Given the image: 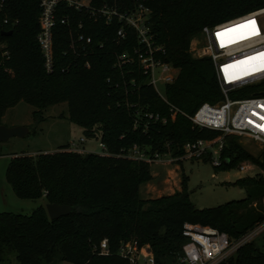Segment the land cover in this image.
<instances>
[{"label":"trees","instance_id":"16d2710c","mask_svg":"<svg viewBox=\"0 0 264 264\" xmlns=\"http://www.w3.org/2000/svg\"><path fill=\"white\" fill-rule=\"evenodd\" d=\"M89 1L95 8L108 5L120 12L136 5L134 0ZM145 5L151 10L149 25L157 44L165 47L166 60L178 70L165 91L168 103L178 111L174 119L171 106L152 86L140 80L132 87L133 76L127 68L115 67L117 56L136 44L131 31L126 41L118 40V20L107 25L103 19L95 21L89 13L62 5L60 15L68 16L70 25L55 30L54 69L49 73L37 42L40 0H7L6 15L19 23L10 29V37L0 29V42L11 52V60L4 63L8 71L0 74V126L7 111L20 103L36 109L37 121L49 108L66 104L68 121L81 128L87 139L103 142L112 156L78 153L70 144L36 157L14 155L6 177L18 198L69 205L73 211L54 221L43 206L29 215L0 213V264H9L12 258L19 264H54L58 255L68 264H130L119 256L122 243L128 241L149 245L156 264H174L187 240L186 224L212 227L239 239L264 221L262 175L235 183L246 190L245 199L198 210L191 202L187 178L181 191L172 195L141 198L142 186L153 180L152 164L119 156L137 144L148 146L150 154L171 151L174 157H182L186 143L223 136L220 131L196 127L184 116H193L204 103L222 99L211 60L194 58L191 44L203 27L264 8V0H147ZM80 23L92 37V55H78L70 49L71 33L79 30ZM252 90L240 94L246 97ZM126 102H139L149 112L166 117L167 124L158 123L146 132L135 129ZM222 156L223 161L225 157L232 161L231 168L248 161L264 170V153L253 156L237 136H225ZM221 167L216 169H231ZM104 240L108 254L101 251ZM263 263L264 247L253 242L221 264Z\"/></svg>","mask_w":264,"mask_h":264},{"label":"built area","instance_id":"2783aa9c","mask_svg":"<svg viewBox=\"0 0 264 264\" xmlns=\"http://www.w3.org/2000/svg\"><path fill=\"white\" fill-rule=\"evenodd\" d=\"M134 1L136 2L134 8L120 12L116 7L108 5L95 8L89 0H40L38 21L40 30L37 42L45 61L46 71L51 73L54 69L56 28L70 25V18L60 15L62 5H65L77 12L89 13L95 21L103 19L107 25L115 19L118 20L121 23L117 32L119 41H126L131 31L136 44L130 48L127 47L117 56L115 67L120 70L127 68V74L133 76L130 80L132 87L141 80L144 84L152 86L159 97L168 103L166 87L174 82L178 70L166 60L165 47L158 45L152 34L149 25L151 10L145 5L147 0ZM6 8L7 0H0V17H2L0 29L9 32L19 22L6 15ZM251 20L256 21L258 35H250L249 29L238 28L239 25ZM78 28L75 34L71 33L70 49L78 55L94 54V49L91 47L93 40L84 33V24L80 23ZM229 29H236V31L228 32ZM200 33L204 40L205 54L211 60L215 70L222 99L215 104L204 103L193 116L186 114L184 116L196 127L220 131L223 136L214 141L197 140L186 143L183 146L182 157H174L171 151L166 153L156 151L150 154L148 146L141 147L137 144L123 151L119 156L150 164L174 163L182 159L204 161L208 157L211 164L219 168L224 164L222 152L225 136L246 137L264 146V89L259 88L264 84V57L261 56L264 53V8L232 20L205 26ZM100 45L103 47L104 43L101 42ZM10 60L11 52L7 44L0 42V74L2 70L8 71L4 68V63ZM85 65L88 68L91 66L88 61ZM251 88L254 90L249 96L240 94ZM126 107L134 116L135 129L144 128L146 132L158 123L167 124L168 122L166 117L149 112L139 102H126ZM171 110L172 119H174L178 111L172 106ZM94 140L99 141V155L112 156L103 142ZM86 143L87 138L84 136L80 138L79 144L71 143L70 148L82 154L92 153L80 148L79 145ZM166 157L169 159L164 160L163 158ZM245 169V166L241 167V170ZM261 207L264 214V198ZM262 235H264V221L239 239H232L227 233L212 227L186 224L184 236L187 240L174 264H221L234 257L241 247L253 243ZM149 248V246L140 247L137 241L125 242L121 245L119 256L128 260L130 264H156L155 255ZM101 251L102 254H108L107 240L101 243Z\"/></svg>","mask_w":264,"mask_h":264},{"label":"rangeland","instance_id":"374dc122","mask_svg":"<svg viewBox=\"0 0 264 264\" xmlns=\"http://www.w3.org/2000/svg\"><path fill=\"white\" fill-rule=\"evenodd\" d=\"M191 54L194 58H208L201 33L192 41ZM35 111L32 106L20 103L9 109L1 120L2 125L8 128L22 126L33 130L25 137H14L6 142H0V213L29 215L37 208L47 206L45 200H23L15 195L6 177V170L14 155L28 154L36 157L41 152L58 151L67 144H79L80 138L84 137L83 130L68 121L66 104L49 108L43 113L40 121L35 119ZM238 142L253 156H263L264 146L261 144L246 137H238ZM98 143L97 140L87 139V150L99 154ZM232 164V161L225 157L221 170L225 167L231 168ZM242 166L246 168L244 171L241 170ZM151 173L153 180L142 186L141 198L150 200L172 195L182 189L183 179L187 178L191 202L198 210L243 200L247 197L246 190L235 183L239 179L254 178L258 175L264 177V170L248 161H241L235 168H228V171H219L210 161L182 159L174 163H154L151 165ZM263 237L262 235L254 241L259 248L264 247ZM149 250L153 252L151 247ZM9 264L19 263L12 258ZM54 264L68 263L61 261L58 255Z\"/></svg>","mask_w":264,"mask_h":264},{"label":"water","instance_id":"95a60500","mask_svg":"<svg viewBox=\"0 0 264 264\" xmlns=\"http://www.w3.org/2000/svg\"><path fill=\"white\" fill-rule=\"evenodd\" d=\"M1 27V25H0ZM13 32H2L3 36L10 37ZM30 133L28 127H12L8 128L3 125L0 126V142H6L14 137H25ZM46 210L52 221L57 220L61 217L68 216L72 213L73 208L69 205H59V204H47Z\"/></svg>","mask_w":264,"mask_h":264},{"label":"snow or ice","instance_id":"6c2138e0","mask_svg":"<svg viewBox=\"0 0 264 264\" xmlns=\"http://www.w3.org/2000/svg\"><path fill=\"white\" fill-rule=\"evenodd\" d=\"M238 28L240 29H249L250 30V35H258V29L256 27V21L255 20H251L248 21L246 24H242L239 25ZM236 29H229L228 32H235ZM218 35H222V34H218ZM242 38H246V37H242ZM262 57H264V53L261 54Z\"/></svg>","mask_w":264,"mask_h":264},{"label":"crops","instance_id":"0c3cea01","mask_svg":"<svg viewBox=\"0 0 264 264\" xmlns=\"http://www.w3.org/2000/svg\"><path fill=\"white\" fill-rule=\"evenodd\" d=\"M80 146V148H84V149H87V146H86V144H84V145H79ZM178 191H181V189L180 190H178ZM177 192V191H176Z\"/></svg>","mask_w":264,"mask_h":264}]
</instances>
